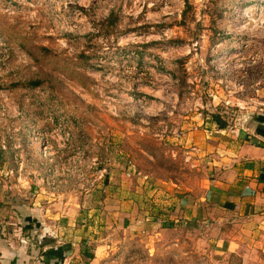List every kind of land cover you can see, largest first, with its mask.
Wrapping results in <instances>:
<instances>
[{"label": "rangeland", "instance_id": "374dc122", "mask_svg": "<svg viewBox=\"0 0 264 264\" xmlns=\"http://www.w3.org/2000/svg\"><path fill=\"white\" fill-rule=\"evenodd\" d=\"M187 1L0 0V229L69 264H214L202 223L138 215L203 196L207 139L264 116V0Z\"/></svg>", "mask_w": 264, "mask_h": 264}, {"label": "crops", "instance_id": "0c3cea01", "mask_svg": "<svg viewBox=\"0 0 264 264\" xmlns=\"http://www.w3.org/2000/svg\"><path fill=\"white\" fill-rule=\"evenodd\" d=\"M223 126H218L221 134ZM238 134L231 131L227 137L207 139L210 144L203 151L212 153L208 158L212 172L203 196L166 201L164 195L162 200L156 195L150 201L151 217L140 214L138 220L142 224L152 218V225L161 230L164 224L172 229L198 221L209 232L201 240L211 243L214 264H264V116ZM173 196L171 191L166 199ZM139 203L138 212L146 209L142 201ZM124 204L128 209L135 205L132 201ZM40 222L37 219L41 229ZM45 226L49 227L47 223ZM25 227L31 229L30 225ZM47 238L44 236L37 245L29 238L0 229V264H69L74 259L75 253L70 251L74 244L58 237L50 243Z\"/></svg>", "mask_w": 264, "mask_h": 264}, {"label": "trees", "instance_id": "16d2710c", "mask_svg": "<svg viewBox=\"0 0 264 264\" xmlns=\"http://www.w3.org/2000/svg\"><path fill=\"white\" fill-rule=\"evenodd\" d=\"M185 4H186V8H185V10L184 11H187L188 10V8H189V4H188V1L187 0H185ZM113 16V15H112ZM112 24H113V18H111V17H109V19H108ZM41 83H42V81L41 80H31L30 81V85H32V86H38V85H41ZM4 86L2 85V84H0V90L3 88ZM215 118H216V122H218V124H219V126H223L225 123L224 122H222V121H220V117L218 116V115H216L215 116ZM259 119V118H258ZM0 153H1V148H0ZM0 158H1V154H0ZM164 227H168L167 225H163Z\"/></svg>", "mask_w": 264, "mask_h": 264}, {"label": "built area", "instance_id": "2783aa9c", "mask_svg": "<svg viewBox=\"0 0 264 264\" xmlns=\"http://www.w3.org/2000/svg\"><path fill=\"white\" fill-rule=\"evenodd\" d=\"M140 174V173H139Z\"/></svg>", "mask_w": 264, "mask_h": 264}]
</instances>
